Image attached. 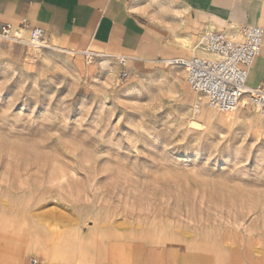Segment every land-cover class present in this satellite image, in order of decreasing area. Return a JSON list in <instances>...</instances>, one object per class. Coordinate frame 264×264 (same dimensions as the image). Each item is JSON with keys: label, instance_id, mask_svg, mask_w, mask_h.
Here are the masks:
<instances>
[{"label": "rangeland", "instance_id": "1", "mask_svg": "<svg viewBox=\"0 0 264 264\" xmlns=\"http://www.w3.org/2000/svg\"><path fill=\"white\" fill-rule=\"evenodd\" d=\"M45 45L0 40L3 234L49 261L264 264V117L166 60Z\"/></svg>", "mask_w": 264, "mask_h": 264}, {"label": "crops", "instance_id": "2", "mask_svg": "<svg viewBox=\"0 0 264 264\" xmlns=\"http://www.w3.org/2000/svg\"><path fill=\"white\" fill-rule=\"evenodd\" d=\"M0 23L20 27L23 34L43 29L52 46L76 55L89 51L172 61L202 55L205 32L239 39L243 27L263 25L264 0H0ZM247 85L264 89V36ZM5 250L0 244V264H100L67 256L61 261L35 259L27 247L6 257ZM139 262L135 263L147 264Z\"/></svg>", "mask_w": 264, "mask_h": 264}, {"label": "built area", "instance_id": "3", "mask_svg": "<svg viewBox=\"0 0 264 264\" xmlns=\"http://www.w3.org/2000/svg\"><path fill=\"white\" fill-rule=\"evenodd\" d=\"M20 33V27L0 23V40L35 48L46 46L43 29H31L27 42ZM263 36L264 24L243 27L239 39L208 31L201 38L202 55L172 60V65L184 71L186 84L203 96L210 108L228 114L250 105L264 117V89L247 85L250 68L261 53ZM83 55L91 57L93 54L86 51ZM120 63L123 65L124 59H120Z\"/></svg>", "mask_w": 264, "mask_h": 264}, {"label": "bare ground", "instance_id": "4", "mask_svg": "<svg viewBox=\"0 0 264 264\" xmlns=\"http://www.w3.org/2000/svg\"><path fill=\"white\" fill-rule=\"evenodd\" d=\"M47 47H49V46H47ZM35 48V47H34ZM43 48V47H42ZM166 64H170V65H172V61H166L165 62ZM190 88V87H189ZM191 89V88H190ZM192 96V95H191ZM196 96V95H195ZM197 101V100H196ZM194 102V101H193ZM7 235L5 234H3V223H2V221L0 220V243L2 242V241H5L6 242V247H5V252L9 255H11V256H16L17 254H21L22 252H23V250L25 249V247L23 246V245H21V244H19L16 240H14L15 238H13V237H6ZM23 243V242H22ZM32 248H39L40 249V251H42L43 250V247L41 246V244H39L38 246L37 245H34V244H32V246H31V248L30 249H32ZM72 250L71 249H66L65 251H64V253H69V252H71ZM68 257V256H67Z\"/></svg>", "mask_w": 264, "mask_h": 264}]
</instances>
